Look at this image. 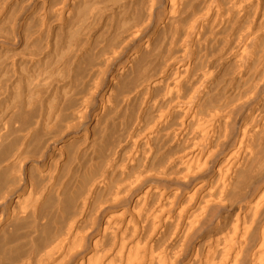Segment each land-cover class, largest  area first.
<instances>
[{
  "label": "bare ground",
  "instance_id": "bare-ground-1",
  "mask_svg": "<svg viewBox=\"0 0 264 264\" xmlns=\"http://www.w3.org/2000/svg\"><path fill=\"white\" fill-rule=\"evenodd\" d=\"M0 264H264V0H0Z\"/></svg>",
  "mask_w": 264,
  "mask_h": 264
},
{
  "label": "rangeland",
  "instance_id": "rangeland-1",
  "mask_svg": "<svg viewBox=\"0 0 264 264\" xmlns=\"http://www.w3.org/2000/svg\"><path fill=\"white\" fill-rule=\"evenodd\" d=\"M1 43L3 44V40H0V44H1ZM1 55H2V54L0 53V57H1Z\"/></svg>",
  "mask_w": 264,
  "mask_h": 264
}]
</instances>
